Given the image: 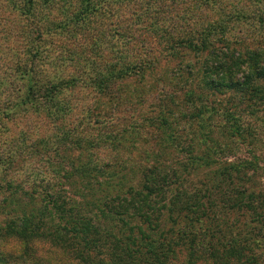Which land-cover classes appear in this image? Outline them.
I'll list each match as a JSON object with an SVG mask.
<instances>
[{
	"label": "trees",
	"instance_id": "obj_1",
	"mask_svg": "<svg viewBox=\"0 0 264 264\" xmlns=\"http://www.w3.org/2000/svg\"><path fill=\"white\" fill-rule=\"evenodd\" d=\"M251 1L259 28L264 27V0ZM42 4H58V16L65 17L67 26L70 20L77 22L93 14L99 6L97 0L15 1L20 15L34 21L40 34L41 22L49 25L55 20L50 7L43 9ZM244 13L238 11L235 16ZM223 28V23L210 24L199 36L182 42L192 51L199 47L209 50L200 68L202 79L213 91L227 88L235 94L233 112L215 121L213 114L220 111L202 104L185 119L187 132L174 128L172 122L159 124L164 149L153 154L147 151L145 166L107 169L67 157V168L66 155L57 153L49 161L59 175L58 188L46 177L40 181L42 190L36 185L40 177L31 182L33 187L13 181L0 185L8 192L5 206L18 212L1 221L0 244L18 242L19 264H264V184L259 182L264 174V149H254L264 133L246 118L257 117L264 110V52L229 53V46L216 49L212 36L217 31L223 34ZM219 38L227 43L225 37ZM33 43L26 64L18 68L27 82L21 104L45 108L56 117L67 105L58 96L65 88L72 89L76 80L93 79L94 88L108 92L117 79L129 77L139 67H132L138 61L124 64L121 54L117 61L121 65L113 64L95 77L83 72L77 78H47L38 69L42 44ZM131 136L129 132L110 140L126 144ZM75 138L65 130L59 149L70 142L69 150L78 144L79 155H84L83 144L90 147L89 142ZM169 155L176 159L174 165L165 162ZM133 177L137 181L130 182ZM35 192L41 193L38 202ZM39 241L49 246L40 253L32 252L33 243ZM0 264H8L4 255Z\"/></svg>",
	"mask_w": 264,
	"mask_h": 264
},
{
	"label": "rangeland",
	"instance_id": "obj_2",
	"mask_svg": "<svg viewBox=\"0 0 264 264\" xmlns=\"http://www.w3.org/2000/svg\"><path fill=\"white\" fill-rule=\"evenodd\" d=\"M15 1L0 0V185L4 186L13 181L33 187L31 182L40 177L36 185L42 190L44 183L40 181L46 177L58 188L59 175L49 161V156L53 162L57 153L66 155V162L88 161L107 169L117 165L145 166L148 162L143 155L147 151L153 154L164 149L159 124L172 122L174 128L178 126L187 132L185 119L202 104L209 110L215 107L220 111L213 114L215 121L224 113L233 112L235 94L227 88L213 91L202 79L200 68L209 50L199 47L192 51L182 42L199 36L208 25H224L223 34L217 31L212 36L216 49L229 46V53L253 49L264 52V27L259 28L251 0H97L99 6L93 14L77 22L70 20L68 26L63 22L65 17L58 16V4H42L43 9L50 7L55 16L49 25L41 22L42 34L35 29L34 21L20 15ZM238 11L246 13L236 17ZM152 22L160 28L152 27ZM52 26H57V30ZM219 37H225L227 43L218 41ZM31 41L34 45L42 44L38 69L47 78H77L83 72L95 77L113 64L121 65L117 62L121 54L124 64L138 61L132 67H139L129 77L117 79L108 92L94 88L93 79L76 80L74 84L71 81L73 88H65L58 96L67 105L59 112L61 116L56 117L45 108L37 110L21 104L27 82L18 68L27 62ZM42 73L39 71L40 77ZM246 118L264 133V110L253 116L254 120ZM65 130L71 132L72 140L76 137L89 142L90 147L83 144L84 155H79L78 144L69 150L70 142H64L59 149ZM129 132L132 136L126 144L110 140ZM260 137L255 150L264 149V136ZM166 157L168 165L175 164L176 159ZM259 182L264 184V174ZM7 195L0 187V226H4L1 221L18 213L5 206L3 199ZM40 195L34 193L37 202ZM47 245L44 241L33 243L31 251L40 253ZM3 255L8 264H19L18 242L9 240L0 244V258Z\"/></svg>",
	"mask_w": 264,
	"mask_h": 264
}]
</instances>
